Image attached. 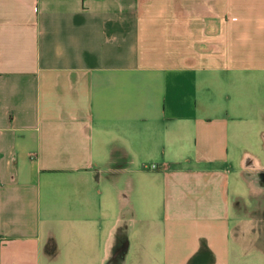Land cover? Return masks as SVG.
I'll use <instances>...</instances> for the list:
<instances>
[{
  "label": "crops",
  "instance_id": "0c3cea01",
  "mask_svg": "<svg viewBox=\"0 0 264 264\" xmlns=\"http://www.w3.org/2000/svg\"><path fill=\"white\" fill-rule=\"evenodd\" d=\"M0 264H264V0H0Z\"/></svg>",
  "mask_w": 264,
  "mask_h": 264
},
{
  "label": "built area",
  "instance_id": "2783aa9c",
  "mask_svg": "<svg viewBox=\"0 0 264 264\" xmlns=\"http://www.w3.org/2000/svg\"><path fill=\"white\" fill-rule=\"evenodd\" d=\"M151 167H152V168H154V167H155V165H151Z\"/></svg>",
  "mask_w": 264,
  "mask_h": 264
}]
</instances>
